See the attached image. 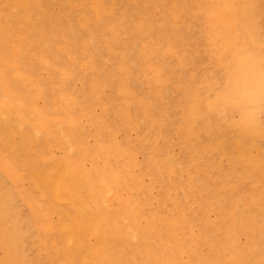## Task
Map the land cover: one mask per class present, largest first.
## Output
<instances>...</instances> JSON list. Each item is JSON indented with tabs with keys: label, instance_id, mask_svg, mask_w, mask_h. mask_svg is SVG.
I'll return each mask as SVG.
<instances>
[{
	"label": "rangeland",
	"instance_id": "374dc122",
	"mask_svg": "<svg viewBox=\"0 0 264 264\" xmlns=\"http://www.w3.org/2000/svg\"><path fill=\"white\" fill-rule=\"evenodd\" d=\"M99 1L72 0L63 4L61 0H50L48 13L40 12L35 4L29 6L27 13L33 14L38 22L35 23L28 15L29 21H20L18 32L12 38L23 43L32 63H41L37 66L41 67H38L39 71L47 79L44 83L39 82L41 85L30 84L31 77L27 82L26 73L18 74L23 83L35 87L34 94L30 95L31 103L42 109L45 99H49V103L64 105L67 100L65 96L74 92L89 96L86 104L83 102L81 106L83 114L78 115L80 126L91 128L81 143L89 150L95 148L96 151L93 159L83 160L81 171L94 174L96 179V173L107 165L105 150L101 148L105 146L99 141L100 134L106 140L118 144L119 158L127 162V175L109 174L114 183L111 195L113 213L107 220L110 228L120 215L131 222L129 214H137L141 208L158 215L170 211L174 205L176 210L206 223L223 240L228 236L233 238L232 245L222 250L225 264H257L264 258V164L258 166L239 158V163L235 165L233 150L238 152L237 149L226 147L221 151L214 150L207 147L208 139L204 131L201 134L203 137L199 139L183 132L189 128L184 124L180 104L183 102L184 106L187 104L189 107L191 103L197 104L200 98L205 106L209 100H216L219 92L226 88L231 75L233 66L229 68V64L233 60L224 57L223 62L214 52L218 47L223 49L228 38L211 23L215 16L221 17L224 14L226 3L224 0H202L199 3L198 0H186L189 9L183 15L179 10L176 20L172 18L174 8L168 0L165 3L162 0L161 5L155 7L146 6L141 0H126L128 4H124L123 0H105L115 14L123 15L128 10L133 18L125 29L118 28L124 31L120 39L114 40L113 29L108 28L109 16L101 14V27L95 15L86 16V12ZM257 1L259 9L254 15V21L264 41V0ZM147 13L153 18L148 30L142 26L139 28V24L142 21L144 24L149 17ZM167 14L169 17L166 19ZM3 17L6 18L7 14ZM166 20H172L170 29ZM40 24L44 26V32L40 30ZM69 24L79 33L77 39L69 34ZM131 34L134 35L131 39L126 37ZM91 35L94 44L88 42ZM135 35L142 37L139 44L135 42ZM12 42L15 43V40ZM47 43L52 51L50 53L44 51ZM251 47L249 44L242 52L243 56L251 52ZM42 51L44 57L37 60L36 56ZM53 55L56 58H52ZM157 55L171 61L174 68L167 71L160 66ZM170 55H174L175 59L170 58ZM127 56L139 61L138 70L132 69L134 65L127 66L129 68L126 70L121 69ZM60 66H65L70 72L68 81L62 83L65 85L69 82L70 88L62 85L58 72L52 70ZM54 73L58 75L57 78H53ZM161 80L165 82L162 86L158 83ZM98 87L99 93L92 95ZM161 92L165 93L164 98L157 101L156 97L161 96ZM128 97L132 99L129 108H136L137 112L121 121L122 107ZM14 102L13 99L9 100L12 106L17 104ZM147 114L157 116V122H148L145 118ZM221 117V114H212L213 119L224 121L219 124L223 127L218 130L221 135L229 127L233 135L240 132L244 122L243 112H233L227 120ZM99 120L108 121L109 126L99 125ZM90 124L95 125L91 127ZM194 130H197V126ZM251 131V138L247 136L244 140L255 145L252 159H258L264 155V108L257 112L256 123L252 124ZM51 143L49 162L69 157L53 140ZM75 154L71 155L77 162ZM156 171L164 177V183L159 187L156 186ZM19 174L22 176L24 172L19 170ZM23 186L35 197H39L29 181H25ZM197 188L203 189L201 195ZM219 194L230 195L236 201L244 200L241 204L246 209L243 212L244 221L230 235L222 227V211L219 210V199L216 198ZM40 203L42 210L50 215V203L42 198ZM38 226L41 228L42 224ZM135 226L136 232H165L162 225L155 228L143 219L136 220ZM177 230L180 231L179 228ZM197 232L199 230L194 231L195 234ZM50 236L56 238L54 232ZM48 250H34L37 252L31 251L30 256L35 260L38 255L39 263L44 264ZM207 252L206 247H200L199 258L204 261Z\"/></svg>",
	"mask_w": 264,
	"mask_h": 264
},
{
	"label": "bare ground",
	"instance_id": "6f19581e",
	"mask_svg": "<svg viewBox=\"0 0 264 264\" xmlns=\"http://www.w3.org/2000/svg\"><path fill=\"white\" fill-rule=\"evenodd\" d=\"M61 1L65 4V1L72 0ZM168 1L174 8L172 10L171 6L172 18L176 20L179 10L183 15L189 9L186 0H174V3L173 0ZM49 2L50 0H0V7L3 4L0 9V264H40L38 255L34 260L30 252L44 248L49 249L44 264H225L226 258L223 257L222 250L232 245L233 238L228 236L223 240L222 236L213 233L206 223L192 218L193 216L186 212L176 210L174 205L170 211L158 215L141 208L137 214H129L133 221L128 222L127 217L120 215L115 218L116 222L111 228L108 226V217L113 213L111 195L114 191V183L109 174H128L127 162L119 158L118 144L113 140H106L100 134L99 141L105 146L101 148L105 150L107 165L96 173V179L94 174L81 171L80 164L83 160L93 159L96 151L95 148L89 150L81 143L85 133L88 135L91 128L81 127L78 115L83 114L80 109L83 102L86 104L89 96L74 92L65 96L67 100L64 105L49 103V99H45L43 108L38 109L31 103L30 98L35 92V87L28 86L18 77L20 72L26 73V81L31 77L30 84L37 85L47 80L39 71L41 67L37 66L41 63H32L23 43L12 37L18 32L17 25L20 21L27 22L30 16L35 23L38 22L33 14L27 13L30 5L35 4L40 12L48 13ZM141 2L146 6L155 7L161 5L162 0ZM199 2L202 0H198ZM224 2V14L221 17L215 16L211 23L228 38V42L223 49L218 47L214 52L223 62L224 57L233 60L229 68L233 66L234 72L232 68L226 88L219 92L216 100H209L205 106L200 98L197 104L191 103L189 107L187 104V107L184 106L183 102L180 104L184 113V124L189 128L183 132L199 139L203 137L201 134L204 131L208 139L207 147L214 150L221 151L226 147L237 149L238 152L233 150L235 165L239 163V158H242L243 161L262 166L264 155L252 159L255 155V145L244 140L247 136L251 138V126L256 123L257 112L264 108V41L254 21L259 4L257 0ZM123 3L128 4L126 0H123ZM111 7L109 2L100 0L86 12V16L95 15L99 27L103 23L101 14L109 16L111 19L108 21V28L113 29L112 39L115 40L120 39L124 31L119 29H125L133 18L128 10L123 15L115 14ZM24 11L25 13L21 14ZM5 14L6 18L3 17ZM149 15L151 14H146L147 17ZM168 17L167 14L166 19ZM171 21L166 20L168 28L171 27ZM141 23L139 28L142 26L148 30V26L153 23L152 16H149L144 24L143 21ZM68 28L72 38L77 39L79 33L74 26L69 24ZM40 30L45 31L42 24ZM92 36L88 42L94 44ZM133 36L131 34L126 37L131 39ZM141 39L142 37L135 35V42L138 44ZM12 40H15V43ZM249 44L252 46L249 48L251 52L243 56L242 52ZM44 51L52 52L49 43L45 45ZM158 55V64L171 71L174 68L171 61ZM42 57L43 51L36 56L37 60ZM169 57L175 59L174 55ZM52 58L56 56L53 55ZM138 63V60L134 61L133 57L127 56L120 67L126 70L129 68L127 66L134 65L132 69L136 71ZM52 70L58 72L61 84L66 82L70 72L65 66ZM57 77L54 73L53 78ZM158 83L161 86L165 84L162 80ZM64 86L70 88V83L67 82ZM167 87L168 85L165 86ZM97 93L99 87L92 95ZM164 94L161 92V96L157 95V101L163 99ZM10 99L17 104L12 106ZM131 103L132 99L128 97L122 107L121 121L137 112L136 108H129ZM233 112L244 113L243 127L234 135L229 127L223 132L224 135H221L218 130L223 127L219 124L224 121L213 119L212 114H221V119L227 120ZM145 118L152 124L157 122L155 115L147 114ZM100 124L103 127L109 126L106 120H99ZM93 125L95 124H90L91 127ZM258 129L257 131L263 134ZM52 140L65 150L69 157L49 162ZM74 152L77 162L71 155ZM122 155L124 157L123 151ZM19 170L24 172L22 176ZM158 173H154L158 175L157 187L164 183V177ZM25 181L32 184L35 194L40 198L35 197L23 186ZM197 191L201 195L203 189L197 188ZM41 198L50 203V215L42 210ZM216 198L219 199V210L223 213V230L230 235L236 232L238 225L244 221L243 212L246 209L241 206L244 200L238 202L230 195L224 194H219ZM138 219L146 220V223L155 228L162 225L165 232H136L135 223ZM38 224H42V227L39 228ZM148 230L150 231V227ZM195 230L199 232L195 234ZM51 232L56 234V238H51ZM202 246L208 251L204 261L199 258V248ZM257 264H264V258Z\"/></svg>",
	"mask_w": 264,
	"mask_h": 264
}]
</instances>
